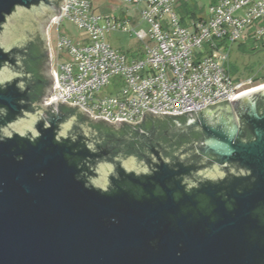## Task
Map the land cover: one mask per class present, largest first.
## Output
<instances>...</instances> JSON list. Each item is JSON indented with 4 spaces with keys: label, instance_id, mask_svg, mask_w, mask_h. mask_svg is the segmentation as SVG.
<instances>
[{
    "label": "water",
    "instance_id": "obj_1",
    "mask_svg": "<svg viewBox=\"0 0 264 264\" xmlns=\"http://www.w3.org/2000/svg\"><path fill=\"white\" fill-rule=\"evenodd\" d=\"M58 1L0 0V264H264V228L249 242L242 226L264 200V87L197 112L149 109L140 122L109 124L187 115L172 130L201 134L197 148L209 162L196 169L250 170L254 189L231 194L232 209L201 191L213 203L211 219L189 209L179 184L190 166L155 149L151 158L116 159L61 103L31 110L23 48L60 14ZM213 182L238 189V173L204 179Z\"/></svg>",
    "mask_w": 264,
    "mask_h": 264
},
{
    "label": "built area",
    "instance_id": "obj_2",
    "mask_svg": "<svg viewBox=\"0 0 264 264\" xmlns=\"http://www.w3.org/2000/svg\"><path fill=\"white\" fill-rule=\"evenodd\" d=\"M193 1L197 10L183 19L179 9L192 0H124L141 8L148 30L131 27L130 17L99 13L92 0L59 2L61 12L50 19L45 37L51 80L45 106L57 101L94 122L136 123L149 109L197 112L263 86L252 75L233 77L229 62L237 42L250 39L264 47V0H211L207 11ZM65 20L86 36L75 42L58 31L53 51L48 28L59 29ZM112 31L134 34L144 52L128 56L114 49L107 41Z\"/></svg>",
    "mask_w": 264,
    "mask_h": 264
},
{
    "label": "flooded vegetation",
    "instance_id": "obj_3",
    "mask_svg": "<svg viewBox=\"0 0 264 264\" xmlns=\"http://www.w3.org/2000/svg\"><path fill=\"white\" fill-rule=\"evenodd\" d=\"M38 34L42 33L40 32ZM38 34H36L34 38ZM259 50L264 53V47ZM170 124L171 125L166 128H156V130L152 133V130H148V135L137 136V143H130L129 140L131 139L129 138L131 137L129 136L128 138H125L123 144L121 145H127V147L130 145V147L126 149L132 150L133 152L135 151L136 153H132L131 155L124 157L121 153L124 149L123 147V149H118L119 152L117 151L116 153L109 149L108 154L116 159L122 158L123 161L126 159H143L153 157L154 154L152 149H155L168 160H179L183 162L185 166H190L191 170L189 171L192 173L185 176V181L183 180L179 184L185 188L187 195L191 196V200H193V205L188 203L189 209L200 212L211 219H214V214L212 213L213 203L206 194L201 192L203 189H210L213 191L216 196L225 203L228 209H232L234 204L233 197H230L231 194H236L238 192V197H242V195L247 194L254 189L256 178L252 175L250 170L241 167L239 164L238 168L236 165L230 163L223 168L207 166L196 169L202 164L209 162L208 159L199 153L197 148L201 142V134L195 130H191L187 133H181L176 130H172L175 127L174 122H171ZM245 130L249 137L250 131L247 126L245 127ZM119 140L121 141L122 139ZM101 141V144L105 146H111V144L113 145L116 143L112 140V137L108 135L103 136ZM231 172L235 174L238 173V189L234 188L227 182H213L208 185L207 183H204V179L206 178H219ZM175 195L179 196L177 192ZM193 217H197V214H193ZM242 226H244V233L247 239L250 238L249 242H254V237L258 234L259 226L264 228V200L253 203L250 213L247 215V222L244 224L242 223ZM263 241L264 240H262V242Z\"/></svg>",
    "mask_w": 264,
    "mask_h": 264
},
{
    "label": "trees",
    "instance_id": "obj_4",
    "mask_svg": "<svg viewBox=\"0 0 264 264\" xmlns=\"http://www.w3.org/2000/svg\"><path fill=\"white\" fill-rule=\"evenodd\" d=\"M60 1H58L59 4ZM95 9H97L94 0H92ZM197 10V6L194 3L184 4L180 9L179 13L181 14L182 18L185 19L188 13H195L193 11ZM247 42V41H246ZM242 52H251L255 53L259 51L260 48H254L250 44V48L245 47V42L238 43ZM23 58H22V67L26 73L30 76L29 78H25L27 86L30 88V101L32 103L31 110H37L39 104L42 102L47 89L51 86V80L46 77L45 69L47 62L49 61V57L47 54L46 49V42L45 36L43 34H38L34 39H32L24 48H23ZM260 75V74H259ZM255 76V81L264 82V74L260 76ZM61 109L66 112L68 115H75L81 123L87 124L90 127L94 128L99 132L101 137L108 135L112 137V140L116 142L115 144H111L110 149L113 152H119L118 149H123L121 153L124 157L131 155L133 152L132 150H127L130 145L122 146L123 141L125 138H129L131 140L130 143L138 142L137 136H139V130H156V128H166L169 127L171 122L178 120L180 122H185L188 119L187 115L183 116H176V117H154V116H147L143 122L138 126H131L127 124H120L119 126L109 125L106 122L98 121L94 122L90 120L86 115L81 113L77 108H72L63 104H60ZM49 114H52L50 110H48ZM119 139H122L121 141Z\"/></svg>",
    "mask_w": 264,
    "mask_h": 264
},
{
    "label": "rangeland",
    "instance_id": "obj_5",
    "mask_svg": "<svg viewBox=\"0 0 264 264\" xmlns=\"http://www.w3.org/2000/svg\"><path fill=\"white\" fill-rule=\"evenodd\" d=\"M198 1L201 10L207 11L211 0H195ZM194 3V1L192 0ZM94 3L97 7V11L104 15H110L112 17H130L131 22L130 26L136 29H145L148 30L149 25L143 21L142 15L140 12L141 8H137L134 5L126 4L124 0H94ZM203 11V13H205ZM49 22L44 27L43 35L46 37V30ZM58 31L61 34L68 35L75 42L81 40L84 36H86V32L84 30L78 29L73 23L65 20L63 24L59 27L57 24H52L48 28V40L49 44L52 47L53 51H55L57 46V37ZM107 41L111 44V46L122 52L127 54L128 56H136L138 53L144 52V42L137 38L134 34L130 32L124 31H112L107 34ZM247 41V42H246ZM242 41L246 44L245 47L250 48V44L254 48H262L258 46L256 43L252 42L250 39ZM57 60L55 59L53 62V67H56ZM229 68L233 77H248V76H258L259 74H264V53L260 50L251 53V52H242L238 42L234 45L231 50ZM49 61L47 62L45 75L49 78ZM259 75V76H260ZM258 85L264 84V82L256 81ZM40 113H43L48 108L45 106L43 101L40 105Z\"/></svg>",
    "mask_w": 264,
    "mask_h": 264
},
{
    "label": "bare ground",
    "instance_id": "obj_6",
    "mask_svg": "<svg viewBox=\"0 0 264 264\" xmlns=\"http://www.w3.org/2000/svg\"><path fill=\"white\" fill-rule=\"evenodd\" d=\"M261 87H264V85L263 86H261ZM261 87H259V88H261ZM251 92V91H250Z\"/></svg>",
    "mask_w": 264,
    "mask_h": 264
}]
</instances>
